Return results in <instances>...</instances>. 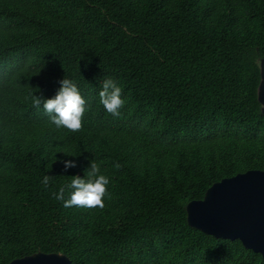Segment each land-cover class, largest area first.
<instances>
[{
  "label": "trees",
  "instance_id": "16d2710c",
  "mask_svg": "<svg viewBox=\"0 0 264 264\" xmlns=\"http://www.w3.org/2000/svg\"><path fill=\"white\" fill-rule=\"evenodd\" d=\"M261 59L264 0H0V264H264L186 212L214 183L264 171ZM65 77L87 101L79 132L32 106ZM107 78L118 118L99 104ZM93 160L105 206L64 207L52 193Z\"/></svg>",
  "mask_w": 264,
  "mask_h": 264
},
{
  "label": "water",
  "instance_id": "95a60500",
  "mask_svg": "<svg viewBox=\"0 0 264 264\" xmlns=\"http://www.w3.org/2000/svg\"><path fill=\"white\" fill-rule=\"evenodd\" d=\"M258 100L264 113V59ZM188 224L219 239L239 240L264 259V171L251 170L214 183L202 200L187 204ZM9 264H72L64 254L38 252Z\"/></svg>",
  "mask_w": 264,
  "mask_h": 264
},
{
  "label": "clouds",
  "instance_id": "9594fccd",
  "mask_svg": "<svg viewBox=\"0 0 264 264\" xmlns=\"http://www.w3.org/2000/svg\"><path fill=\"white\" fill-rule=\"evenodd\" d=\"M60 87L56 95L52 98L32 95V106L40 109L41 106L45 114L50 118L52 124L57 129L66 128L71 132L82 130L83 117L87 109V101L82 96L80 89L73 80L63 78L59 81ZM99 104L103 106L106 113L113 117H120L121 109L126 101L123 98V89L118 83L107 78L102 83L99 92ZM65 170L76 167L75 161H62ZM123 166L116 162L114 168L120 170ZM52 177L45 175L41 181L45 188L49 187ZM110 178L101 173L100 166L95 160L90 162V167L85 170V177L79 175L72 176L70 183L61 186L58 192H53V198L63 202L64 207H87L103 208L104 198L109 195L107 189ZM68 191V198L65 192Z\"/></svg>",
  "mask_w": 264,
  "mask_h": 264
}]
</instances>
